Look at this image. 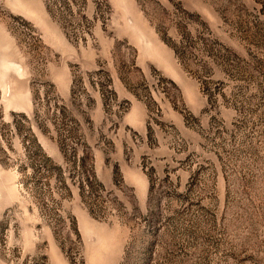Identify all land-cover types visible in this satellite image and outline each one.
Returning a JSON list of instances; mask_svg holds the SVG:
<instances>
[{"label": "rangeland", "instance_id": "1", "mask_svg": "<svg viewBox=\"0 0 264 264\" xmlns=\"http://www.w3.org/2000/svg\"><path fill=\"white\" fill-rule=\"evenodd\" d=\"M0 264H264V0H0Z\"/></svg>", "mask_w": 264, "mask_h": 264}, {"label": "crops", "instance_id": "2", "mask_svg": "<svg viewBox=\"0 0 264 264\" xmlns=\"http://www.w3.org/2000/svg\"><path fill=\"white\" fill-rule=\"evenodd\" d=\"M145 112V110H144V107L143 106H136L135 107V110H134V122L135 123H137L136 125H138L139 126V128H141L142 127V121L144 120V119H142V112Z\"/></svg>", "mask_w": 264, "mask_h": 264}]
</instances>
